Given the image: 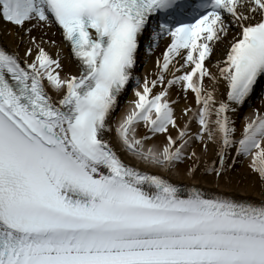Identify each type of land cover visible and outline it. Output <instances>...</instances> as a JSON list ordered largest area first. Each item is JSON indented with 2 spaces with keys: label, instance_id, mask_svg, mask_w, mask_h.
Masks as SVG:
<instances>
[{
  "label": "snow or ice",
  "instance_id": "obj_1",
  "mask_svg": "<svg viewBox=\"0 0 264 264\" xmlns=\"http://www.w3.org/2000/svg\"><path fill=\"white\" fill-rule=\"evenodd\" d=\"M0 20L24 45L23 56L0 46V264H264V199L174 183L127 162L109 135L191 175L220 179L250 157L264 183V110L238 135L235 123L264 79V0H0ZM51 27L75 70L46 48ZM146 34L149 55L169 42L141 79ZM133 82L134 107L113 129ZM189 92L196 106L178 112Z\"/></svg>",
  "mask_w": 264,
  "mask_h": 264
},
{
  "label": "bare ground",
  "instance_id": "obj_2",
  "mask_svg": "<svg viewBox=\"0 0 264 264\" xmlns=\"http://www.w3.org/2000/svg\"><path fill=\"white\" fill-rule=\"evenodd\" d=\"M10 29H13V26L10 24L5 23L3 20H0V42L3 47H6L8 49H14L20 52V55L23 56V49L24 45L19 44L17 40L14 38V36L9 31ZM47 32V36L45 39H52L55 40L57 43L55 46L51 44H46V48L48 51L55 56L56 55V49L59 48L61 50V58L62 62L64 64L65 71L71 69L75 70L76 64L75 60L71 55L69 46L67 42L63 40V37L60 34V31L56 27H51L45 30ZM36 35L40 34V30L37 29L34 33ZM168 41L159 44V46L153 51L151 55H142L137 62V65L134 70L135 75H139L141 79L145 76L146 73H151L156 65L155 60L156 57L159 56L164 48L166 47V44ZM225 51V45L223 42H221L217 48L216 51L212 54L213 60L216 59H223V53ZM135 83H132V86L130 88L126 89L125 92H122V94L119 97V104L113 113L112 118L117 112L123 111L125 102L127 100L126 105L130 103L131 100L135 99L134 93L132 91L133 87H136ZM132 87V88H131ZM226 88V84L221 79L219 89L220 93H223V91ZM49 91H52L53 94L54 90L49 87ZM178 91V89H173V99H175V92ZM189 99L187 100H181L179 104H177V111L185 105V104H192L193 107H195L194 98H192L191 92H189ZM181 96H183V93H181ZM123 97V98H122ZM253 108H261L264 110V94L261 95L259 98H255L252 101H250L245 106H242L237 109V112L235 114V123H236V129H237V135L240 132L241 126L244 121L245 116H250L252 114ZM113 125V129L115 128V125L113 124V120L110 121ZM114 122H117V118L114 120ZM197 125L193 124V130H195ZM144 127L143 125L140 126L138 135L144 134ZM109 135L112 138V142L116 149L118 150L119 154L123 159H125L127 162L139 166L142 169L148 170L154 174H161L165 176L167 179L171 180L174 183H179L184 185L185 187H188L190 185L196 184L199 185L201 188H203L205 191L208 192H223L230 194L231 196L237 198V199H247L250 201H259L261 199H264V183H262L257 176L255 172L251 170L249 167L250 157H243L240 156L237 158V161L235 162L232 169L226 170L225 177H221L220 179H217L215 176L211 174H202L200 171H197L195 175H191L187 173L184 170V166L181 165L180 169L173 168L172 170L165 169L163 166H158L156 168L154 167H146L138 163L133 157L129 156L128 153H126L125 148L119 143L114 131L112 133H109ZM163 140L162 136H157L155 141H147V142H161ZM214 145H210L209 151L207 155L212 158L214 157V152L212 151ZM233 153H230L231 156ZM203 164V160L201 161ZM229 163H232L231 159H229Z\"/></svg>",
  "mask_w": 264,
  "mask_h": 264
}]
</instances>
